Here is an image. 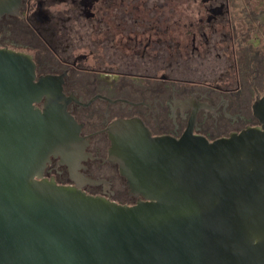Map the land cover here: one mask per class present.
I'll return each instance as SVG.
<instances>
[{"label": "water", "instance_id": "obj_1", "mask_svg": "<svg viewBox=\"0 0 264 264\" xmlns=\"http://www.w3.org/2000/svg\"><path fill=\"white\" fill-rule=\"evenodd\" d=\"M53 81L0 50V264H264V94L259 126L214 141L114 121L127 205L43 177L51 157L78 167L85 145Z\"/></svg>", "mask_w": 264, "mask_h": 264}, {"label": "flooded vegetation", "instance_id": "obj_2", "mask_svg": "<svg viewBox=\"0 0 264 264\" xmlns=\"http://www.w3.org/2000/svg\"><path fill=\"white\" fill-rule=\"evenodd\" d=\"M263 17L264 0H0V50L54 79L85 144L78 167L51 157L43 177L131 205L109 161L114 121L208 141L259 126Z\"/></svg>", "mask_w": 264, "mask_h": 264}]
</instances>
